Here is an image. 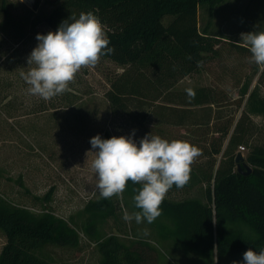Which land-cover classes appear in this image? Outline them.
Returning <instances> with one entry per match:
<instances>
[{"label": "rangeland", "instance_id": "1", "mask_svg": "<svg viewBox=\"0 0 264 264\" xmlns=\"http://www.w3.org/2000/svg\"><path fill=\"white\" fill-rule=\"evenodd\" d=\"M8 2L14 5V15L33 6V0ZM55 2H41L36 12L48 13ZM201 5V28L206 20L212 29L226 25L222 22L230 18L227 13L218 8L209 15L205 10L208 5ZM246 13L247 10L238 15L248 21ZM169 20L170 15L162 18L163 23ZM248 22L264 28L259 16ZM232 35L225 38L231 39ZM248 43L255 48L264 46V37ZM229 47L221 45L219 56L185 76L173 86L174 92H162L156 103L142 101L137 107L138 100L127 97L129 109L123 111L111 105L105 92L127 66L95 53L85 58L44 24L29 28L23 39L0 31V195L17 205L48 209L79 221L84 204L95 198L103 182L117 172L115 156L104 138L109 133L140 182L152 184L189 177V186L170 189L166 196L198 197L207 203V185L192 177V170L211 160L206 154L219 126L229 128L230 133L240 120L245 132L236 152L243 154L248 167L251 165L246 155L255 146L264 147V113L245 111L241 115L247 96L241 93L245 79L251 83L255 76L260 83L258 92L264 97V75L258 77L263 66L259 69L253 53ZM250 83L247 92L253 88ZM200 86L211 89L214 99L186 109L184 120L175 123L182 105L169 100L178 102L177 94ZM19 177L24 186L18 185ZM50 187L54 188L52 200L45 202L42 196ZM212 200L213 197L210 204ZM79 233L78 246L49 245L44 248L45 255L57 264H97L95 243L81 230ZM101 233L118 235L125 242L141 239L151 243L156 250L135 243L144 249L146 264H219L216 255L205 262L195 253H184L170 241L155 237L150 226L124 205L120 196L116 215L105 221ZM5 240L0 232V250ZM222 259L228 261L227 256ZM235 264H264V253Z\"/></svg>", "mask_w": 264, "mask_h": 264}, {"label": "trees", "instance_id": "2", "mask_svg": "<svg viewBox=\"0 0 264 264\" xmlns=\"http://www.w3.org/2000/svg\"><path fill=\"white\" fill-rule=\"evenodd\" d=\"M43 1L47 0H33L32 8L26 7L24 13L14 15L11 11L14 5L0 0V31L23 39L29 28L44 24L85 58L95 53L127 66L105 92L111 105L123 111L129 109L127 97L137 99V107L142 101L156 103L162 92L173 91V86L185 76L219 56L221 45L252 55L245 45L199 29V5L206 3L211 15L223 0H56L48 13L40 14L36 10ZM247 11L248 21L258 16L264 20V0H251ZM166 15H170V20L163 23ZM252 24L264 37V28ZM99 32L102 38L96 37ZM87 41H92L93 46L87 47ZM262 75L264 67L259 79ZM249 83L247 78L241 86L242 95L247 94L241 115L245 111L262 114L264 97L258 92V83L247 92ZM212 92L200 86L177 94L178 102L170 99L182 105L174 122L184 120L186 109L211 103ZM239 121L230 133L229 128L218 127V135L206 154L211 160L192 170V177L207 185L212 204L198 197L166 196L170 189L189 186L192 182L189 177L152 184L140 182L109 133L104 138L115 156L117 172L103 182L95 198L84 204L79 221L73 216L63 218L48 209L17 205L0 195V232L6 239L0 250V264H57L45 255L44 248L78 246L79 230L95 243L97 264H146L144 249L135 243L156 250L151 243L141 239L125 242L118 235L101 233L105 221L116 215L119 196L124 205L150 226L155 237L170 241L184 253L193 252L205 262L216 255L219 264H235L242 258L264 253V147L255 146L246 155L251 165L249 173L243 160L238 161L241 170L237 168L236 149L245 132ZM216 155L221 157L217 159ZM17 183L24 186L20 177ZM53 189L50 187L42 196L45 202L52 200ZM224 256L228 261L222 259Z\"/></svg>", "mask_w": 264, "mask_h": 264}, {"label": "crops", "instance_id": "3", "mask_svg": "<svg viewBox=\"0 0 264 264\" xmlns=\"http://www.w3.org/2000/svg\"><path fill=\"white\" fill-rule=\"evenodd\" d=\"M250 3H251V0H223L220 3H218L214 7L212 14L219 8L221 12L227 13L230 17L227 22L225 21L222 22V23H226V25L220 29L219 28L212 29L210 23L207 20L203 23L202 28L200 27L201 22L199 18V15H200V9H199L200 5H199L198 7V26L200 30L206 29V31L211 35H214L224 40H229L232 42L239 43L241 45H245L254 54L255 62L259 64L258 67L259 69H261L262 66L264 67V46L259 44V46L257 45L255 48L254 46L250 45L248 42L250 40L252 41V39L255 41L257 40V38H261L262 35L258 33L252 25L250 26L249 22L246 21L244 18H242V15L240 14L238 15V13H240L241 11L243 12L247 10L250 6ZM205 10L207 13L208 6L207 8H205ZM230 33L233 34L232 38L231 39L227 37L225 38V36H227L228 34L231 35ZM257 81L258 80L254 76L250 84L251 85L253 84L254 86L256 83H258ZM259 84L260 83H258V85Z\"/></svg>", "mask_w": 264, "mask_h": 264}, {"label": "water", "instance_id": "4", "mask_svg": "<svg viewBox=\"0 0 264 264\" xmlns=\"http://www.w3.org/2000/svg\"><path fill=\"white\" fill-rule=\"evenodd\" d=\"M102 36H103V34H102L101 32H99V33L96 34V37H97V38H102ZM242 159H243V154H242L240 151L237 152V153H236L235 160H236V162H237V168H238L239 170H241V167H240L238 161H239V160H242ZM249 172H250V168L247 167V173H249Z\"/></svg>", "mask_w": 264, "mask_h": 264}, {"label": "built area", "instance_id": "5", "mask_svg": "<svg viewBox=\"0 0 264 264\" xmlns=\"http://www.w3.org/2000/svg\"><path fill=\"white\" fill-rule=\"evenodd\" d=\"M86 46L87 47H92L93 46V42L92 41H87L86 42Z\"/></svg>", "mask_w": 264, "mask_h": 264}]
</instances>
